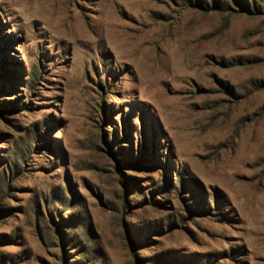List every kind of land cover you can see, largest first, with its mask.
I'll return each instance as SVG.
<instances>
[{
	"label": "rangeland",
	"instance_id": "1",
	"mask_svg": "<svg viewBox=\"0 0 264 264\" xmlns=\"http://www.w3.org/2000/svg\"><path fill=\"white\" fill-rule=\"evenodd\" d=\"M0 264H264V0H0Z\"/></svg>",
	"mask_w": 264,
	"mask_h": 264
},
{
	"label": "bare ground",
	"instance_id": "2",
	"mask_svg": "<svg viewBox=\"0 0 264 264\" xmlns=\"http://www.w3.org/2000/svg\"><path fill=\"white\" fill-rule=\"evenodd\" d=\"M121 45L129 46V41L128 40H124V41L121 42Z\"/></svg>",
	"mask_w": 264,
	"mask_h": 264
}]
</instances>
